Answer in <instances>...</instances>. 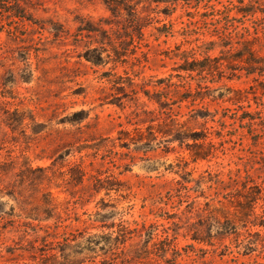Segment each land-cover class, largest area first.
Listing matches in <instances>:
<instances>
[{
	"label": "rangeland",
	"instance_id": "rangeland-1",
	"mask_svg": "<svg viewBox=\"0 0 264 264\" xmlns=\"http://www.w3.org/2000/svg\"><path fill=\"white\" fill-rule=\"evenodd\" d=\"M124 2L133 14L115 16L102 0H21L25 18L0 0V188L20 198L0 193V264H41L51 252L42 236L99 233L98 213L133 230L128 252L154 234L150 246L167 237V259L181 264H264L262 245L219 240L204 216L208 198L234 210L242 184L264 189V76L179 71L186 52L202 59L226 29L235 42L258 32L264 55V15L243 17L238 0ZM94 48L101 64L85 58ZM15 110L25 120L12 130ZM175 120L214 147L167 141L160 131ZM196 150L210 155L195 160ZM210 230V242L192 237ZM241 232L238 242H264Z\"/></svg>",
	"mask_w": 264,
	"mask_h": 264
},
{
	"label": "trees",
	"instance_id": "trees-1",
	"mask_svg": "<svg viewBox=\"0 0 264 264\" xmlns=\"http://www.w3.org/2000/svg\"><path fill=\"white\" fill-rule=\"evenodd\" d=\"M7 1V0H3ZM15 4V13L14 16H22L26 18L25 12L20 1L21 0H12ZM106 5L107 9L111 11L115 16L117 14H122L124 11H127L130 14L134 12L130 9V6L125 4L124 0H102ZM239 6L247 7V9L238 8L239 12L242 13L243 17L248 15L256 16L258 13L264 15V0H250L248 3L245 0H238ZM30 19V18H27ZM93 26L88 25L86 28L88 31H93ZM226 29V28H225ZM220 41L211 40L207 43H204V54L205 56L202 59L196 57V53L186 52L184 55V62L180 64L179 71L188 73L192 75L194 72L197 75H221L224 77L226 72H231V77L237 75L241 70H245L247 74H253L259 72L261 76H264V55L260 54V51L256 49V45L260 39L258 32L255 36H251V33L247 34L240 42H235L233 40V34L231 31L226 29V32L219 35ZM238 46H235V45ZM241 45V47H240ZM221 47V55L212 56L209 52L216 49V47ZM203 48V46H200ZM97 52L96 48L89 49L86 51L85 58L88 61H91L94 64H101L103 61L102 54L93 55L91 53ZM229 78V77H228ZM264 83V81L262 82ZM188 92V90H187ZM188 93H191L189 91ZM190 96H180V101L188 100ZM195 100V98H194ZM162 106L163 104L158 101ZM193 115L196 114L197 110H192ZM7 116V125L13 130L16 129L15 125L17 123H23L25 118H22L21 113L18 110H15L13 113H8ZM15 115V116H13ZM78 116L77 113H74L73 116ZM84 117H75L69 120V123H74L82 121ZM16 122V123H15ZM173 128L169 131H160L164 134L163 137L167 138V141H180L184 143L185 141H194V145L198 146L201 149L205 144L208 148H213L214 144L212 141L206 143L208 135L200 134L198 131L188 132L187 129H184L183 125L180 124L177 120L173 123ZM200 140L204 142L198 143ZM210 155V152H205L202 150H196L193 153L195 160L206 159ZM11 162V161H10ZM2 187V186H0ZM242 187L245 189V193L240 194V198H237V202L234 205V210L230 208L224 209L220 203L221 200H216L215 198H208L206 201V214L204 215L207 218V225L211 229L215 228V236L219 240H224L230 235H235L237 239V246L246 247L248 245L259 244L264 247V242H251L250 240L243 239L241 242H238L240 234L243 233L241 230H244L248 233V236H264V211L258 213L257 207L260 199L264 198V189L258 185H250L248 182L242 184ZM3 189L0 188V193H5V196H8L10 199L18 200L20 199L17 196V192L8 190V192H3ZM238 191V187L235 188ZM47 216L52 217L54 211L57 209L56 205L50 202L49 198L46 201V205L43 206ZM36 215V214H35ZM39 215V214H38ZM97 218L92 220L100 223L93 228L100 229L101 232L92 233L88 231V227L83 231L78 232V234L72 233L70 236H62L56 233H49L48 235L42 236L52 238L51 241H48L47 238L44 239L43 244L47 247L43 251H48L50 254L44 260L41 261V264H181L178 262L177 256L173 255L172 259H167V237L164 240H161L158 243H153L150 246V242L154 239V234L148 236V244L142 245L140 248H134L128 252L127 242L131 239V234L133 230H130L125 224V220H122L118 224V229L113 230L115 227V222L107 223V215L98 213ZM203 216V217H204ZM29 217V216H28ZM32 218V216H30ZM39 217V216H35ZM38 220H43L44 218H33ZM59 222L61 218L56 223V227H59ZM120 227V228H119ZM256 228L254 232L252 229ZM108 230V232L105 231ZM40 235V234H38ZM193 239L201 242H210L212 241V230L207 231L204 235L194 234ZM173 242V239H172ZM158 244H161L158 246ZM172 247L175 250L174 245ZM102 251L106 257L109 256V259L105 258L103 260H97L98 252ZM177 251V250H175ZM42 254H46L45 252ZM177 254V253H174ZM45 257V256H44ZM118 261V262H117Z\"/></svg>",
	"mask_w": 264,
	"mask_h": 264
}]
</instances>
